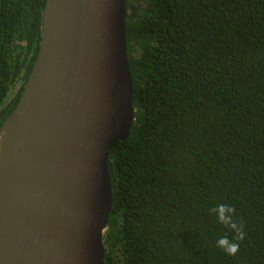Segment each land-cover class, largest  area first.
Wrapping results in <instances>:
<instances>
[{
  "label": "trees",
  "instance_id": "trees-1",
  "mask_svg": "<svg viewBox=\"0 0 264 264\" xmlns=\"http://www.w3.org/2000/svg\"><path fill=\"white\" fill-rule=\"evenodd\" d=\"M44 4L0 0V125ZM124 22L134 120L107 152L103 264H264V0H124ZM219 204L243 239L216 220Z\"/></svg>",
  "mask_w": 264,
  "mask_h": 264
},
{
  "label": "water",
  "instance_id": "water-1",
  "mask_svg": "<svg viewBox=\"0 0 264 264\" xmlns=\"http://www.w3.org/2000/svg\"><path fill=\"white\" fill-rule=\"evenodd\" d=\"M0 125V264H103L108 150L134 120L124 0H45Z\"/></svg>",
  "mask_w": 264,
  "mask_h": 264
},
{
  "label": "clouds",
  "instance_id": "clouds-1",
  "mask_svg": "<svg viewBox=\"0 0 264 264\" xmlns=\"http://www.w3.org/2000/svg\"><path fill=\"white\" fill-rule=\"evenodd\" d=\"M216 220L227 228L236 233L239 239L244 238L242 225H239L234 220L235 209L227 204H219L213 210ZM216 246L221 248L227 255L235 256L239 250L240 245L228 236H222L216 241Z\"/></svg>",
  "mask_w": 264,
  "mask_h": 264
}]
</instances>
